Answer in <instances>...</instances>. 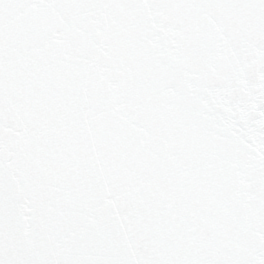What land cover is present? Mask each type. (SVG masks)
I'll use <instances>...</instances> for the list:
<instances>
[{"label": "snow or ice", "instance_id": "6c2138e0", "mask_svg": "<svg viewBox=\"0 0 264 264\" xmlns=\"http://www.w3.org/2000/svg\"><path fill=\"white\" fill-rule=\"evenodd\" d=\"M0 264H264V0H0Z\"/></svg>", "mask_w": 264, "mask_h": 264}]
</instances>
